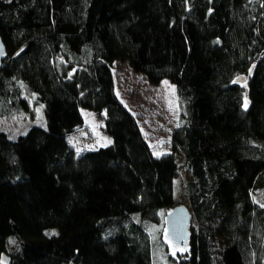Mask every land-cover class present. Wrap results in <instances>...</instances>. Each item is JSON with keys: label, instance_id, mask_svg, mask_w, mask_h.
<instances>
[{"label": "trees", "instance_id": "16d2710c", "mask_svg": "<svg viewBox=\"0 0 264 264\" xmlns=\"http://www.w3.org/2000/svg\"><path fill=\"white\" fill-rule=\"evenodd\" d=\"M0 37V120L40 113L0 129L9 264H162L180 169L196 227L170 264H264V0H0ZM115 60L174 85L169 153L118 97ZM83 110L110 142L78 153Z\"/></svg>", "mask_w": 264, "mask_h": 264}, {"label": "rangeland", "instance_id": "374dc122", "mask_svg": "<svg viewBox=\"0 0 264 264\" xmlns=\"http://www.w3.org/2000/svg\"><path fill=\"white\" fill-rule=\"evenodd\" d=\"M115 91L122 102L135 114L144 138L149 143L155 155L169 153L171 150L170 134L177 125L179 105L174 85L163 79L159 84L149 83L141 73L134 72L129 64L123 60H115L112 64ZM83 125L76 132L68 136V142L76 151L96 149L110 142V138L103 131V118L89 110L82 111ZM40 113L37 111L34 118L25 121L21 117H12L0 120V129L11 134L24 130L28 122L39 123ZM180 167L183 157H177ZM191 177L188 170L180 169L174 179L173 205H188L183 191V185ZM264 194L258 195V201L262 203ZM257 202V200H256ZM264 205V204H263ZM192 225L196 222L192 219ZM159 226L151 228L152 238L158 240ZM164 231V230H163ZM156 260L162 264H170L167 250L157 247Z\"/></svg>", "mask_w": 264, "mask_h": 264}, {"label": "water", "instance_id": "95a60500", "mask_svg": "<svg viewBox=\"0 0 264 264\" xmlns=\"http://www.w3.org/2000/svg\"><path fill=\"white\" fill-rule=\"evenodd\" d=\"M6 57V48L0 37V69L2 61ZM244 82V78L237 79L236 84ZM164 231L162 241L166 247L167 255L172 259L186 257L187 245L190 238V226L192 225L191 211L186 205H175L164 215ZM0 264H9V258L5 254L0 255Z\"/></svg>", "mask_w": 264, "mask_h": 264}, {"label": "snow or ice", "instance_id": "6c2138e0", "mask_svg": "<svg viewBox=\"0 0 264 264\" xmlns=\"http://www.w3.org/2000/svg\"><path fill=\"white\" fill-rule=\"evenodd\" d=\"M245 106H247V105H245ZM261 207H264V205H261Z\"/></svg>", "mask_w": 264, "mask_h": 264}]
</instances>
